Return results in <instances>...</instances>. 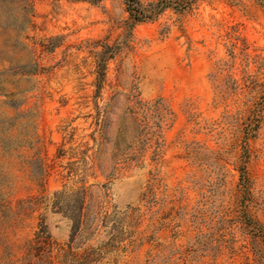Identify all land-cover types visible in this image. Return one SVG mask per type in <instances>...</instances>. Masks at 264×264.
Masks as SVG:
<instances>
[{"label":"rangeland","instance_id":"1","mask_svg":"<svg viewBox=\"0 0 264 264\" xmlns=\"http://www.w3.org/2000/svg\"><path fill=\"white\" fill-rule=\"evenodd\" d=\"M164 2L0 3V264H257L264 0Z\"/></svg>","mask_w":264,"mask_h":264},{"label":"trees","instance_id":"2","mask_svg":"<svg viewBox=\"0 0 264 264\" xmlns=\"http://www.w3.org/2000/svg\"><path fill=\"white\" fill-rule=\"evenodd\" d=\"M7 0H0V3H4ZM23 2H29L30 0H22ZM70 1H74V2H88L91 4H98L103 0H70ZM123 3L126 6V10L129 13L130 16V20L133 23H139V22H143L146 20H151L154 16L158 15L159 13H161L162 11H164L166 8L170 7V4H167L163 1H160L157 4H151V10L148 11L146 10L141 1L140 0H122ZM193 1V0H192ZM184 8V7H183ZM182 8V9H183ZM254 231H253V235H254V239L255 242L253 243V247L255 249L256 254H258L257 256V264H264V254H261L259 252L258 249V243H257V239L260 237L261 235H264V227L255 223L254 224ZM37 238L42 239L43 237H39V235L37 236ZM47 238V237H46Z\"/></svg>","mask_w":264,"mask_h":264}]
</instances>
